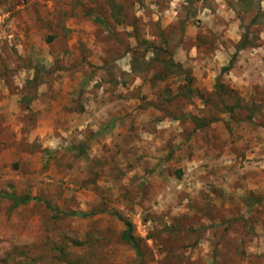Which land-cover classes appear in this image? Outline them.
<instances>
[{
    "label": "rangeland",
    "instance_id": "obj_1",
    "mask_svg": "<svg viewBox=\"0 0 264 264\" xmlns=\"http://www.w3.org/2000/svg\"><path fill=\"white\" fill-rule=\"evenodd\" d=\"M0 264H264V0H0Z\"/></svg>",
    "mask_w": 264,
    "mask_h": 264
},
{
    "label": "trees",
    "instance_id": "obj_2",
    "mask_svg": "<svg viewBox=\"0 0 264 264\" xmlns=\"http://www.w3.org/2000/svg\"><path fill=\"white\" fill-rule=\"evenodd\" d=\"M243 46H241V44L238 46V49L239 48H242ZM230 68V66L228 65V67H225V68H223V70H228ZM28 199L27 198H22V197H17L16 199H15V201H14V204H19V203H21V202H24V201H27ZM70 214H75V213H70ZM80 215H83V216H86V214H80ZM132 226H131V224H129V223H125V230H124V233H123V239L126 241V242H128V243H130V244H132V245H134V238H133V235H132Z\"/></svg>",
    "mask_w": 264,
    "mask_h": 264
}]
</instances>
